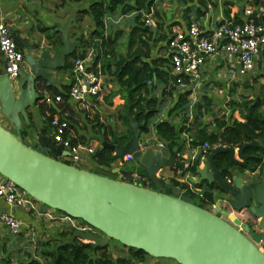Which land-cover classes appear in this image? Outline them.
I'll list each match as a JSON object with an SVG mask.
<instances>
[{
    "label": "water",
    "instance_id": "obj_1",
    "mask_svg": "<svg viewBox=\"0 0 264 264\" xmlns=\"http://www.w3.org/2000/svg\"><path fill=\"white\" fill-rule=\"evenodd\" d=\"M52 4L58 20L48 28L53 37L48 34L51 38L43 46L40 42L30 44L26 39L19 41L25 54L15 83L8 80L0 62V113L17 130L21 120L28 122V110L37 103L42 83L52 87L54 73L63 70L81 47L80 43L68 39V31L81 9ZM53 33L60 35V44L53 42L56 37ZM170 79L175 83V76L170 75ZM42 91L48 93L45 89ZM196 108L197 104L193 110ZM142 126L136 116L129 117L128 138L113 132L109 141L102 139L100 150L109 149L114 160L131 155L152 189L135 185L130 171L120 168L114 169L119 174L115 180L58 161L27 146L2 125L0 176L44 206L81 220L93 229L87 233L75 230L56 249L73 245L76 240L95 247H106L115 241L154 259L172 261L171 264H264V182L251 181L234 169L240 167L253 174L250 157L244 151L248 147L264 151V135L261 144L251 140L235 149L211 148L201 168L194 162L192 174L196 180L191 182L206 183L214 196L220 198L213 204L197 206L161 192L170 187L158 176L161 170L176 168L182 173L186 170L182 162L176 161L178 151L171 146H167L168 158L162 151L149 147L141 150L138 138ZM34 144L57 156H68L55 145L49 130L36 136ZM219 154H227L232 164L227 170L228 176L224 177V169L214 164ZM239 213L241 218L236 216Z\"/></svg>",
    "mask_w": 264,
    "mask_h": 264
},
{
    "label": "trees",
    "instance_id": "obj_2",
    "mask_svg": "<svg viewBox=\"0 0 264 264\" xmlns=\"http://www.w3.org/2000/svg\"><path fill=\"white\" fill-rule=\"evenodd\" d=\"M63 4L66 1L74 3L81 9L76 17L74 28L79 29V24L83 17H89L92 23V29L88 32V36L80 34L75 37V42L80 43V49H77L73 54L74 57L83 58L86 49L91 48L94 51V57L90 67L98 71L104 77L111 79L115 88L111 94L104 98V101L109 104L111 99L118 97L120 103L116 108V119L119 125L125 127L124 132L128 136L129 117L136 116L137 122L142 124L139 134L148 132V124L159 113V108L163 102V96H171V92L175 90L169 83V70L166 63L169 61L167 57V47L161 46L168 38V33H163L164 28L161 10L156 9V0H61ZM183 3L192 2L193 0H182ZM199 1V0H198ZM86 4L82 7L81 4ZM204 6L205 1H200ZM260 0H252V5L261 6ZM200 12V11H199ZM151 14L150 17L154 25L147 27L144 23L143 14ZM119 15L121 17H130L132 24L127 32L121 29H112L114 25L108 22V18ZM159 20H155V18ZM238 21V20H237ZM240 22V21H239ZM258 22L264 24V15L258 19ZM189 25V24H188ZM48 28H41V32L47 31ZM162 33V34H161ZM56 36L53 41L60 44V35L53 33ZM50 39L51 37L48 36ZM123 41V42H122ZM16 44L18 43L15 41ZM18 45V44H17ZM161 46V47H160ZM119 48L123 49V53H119ZM263 62V66H262ZM72 64L68 61L65 70L71 72ZM258 74L253 78L256 83L262 78L264 73V50L260 52V62L258 63ZM42 83L39 90L43 89L52 94L53 97H60L62 102L58 103L60 119L73 124L74 118L69 115L70 104L67 103L69 98V90L71 84L64 86L61 91L55 87H45ZM163 86L160 97H157L155 91L158 86ZM247 88V86H245ZM234 94V90L229 91V96ZM37 105V113L41 117L46 111L45 116L47 124L51 121L58 111L54 110L53 103H47L39 94ZM251 99L246 96L241 98L240 102L231 101L229 106L232 111H236L240 120L231 118L216 117L212 108V100L207 95L201 97V102L198 104L196 111L187 112L189 106L190 92L186 91L178 95L173 107L168 115L178 113L181 115L180 124L174 126L173 123L166 120L156 123L154 126L156 135L160 141H163L172 148L183 149L185 141L181 139L183 133L189 134L191 138L190 146L198 148L204 143L211 146H227L236 147L238 145L257 140L261 142L264 135V95L255 93ZM111 102V101H110ZM111 104V103H110ZM192 116L190 121L189 116ZM205 116H209L211 123L206 124L203 121ZM97 120V119H96ZM28 121L31 117L28 116ZM182 122V124H181ZM97 123V135L101 136L104 141H109L115 129L105 127L102 123ZM184 124V125H183ZM29 126L20 130L17 136L24 144L40 152L41 148L37 145L28 142ZM43 132V131H42ZM110 135L108 137L107 135ZM111 133V134H110ZM117 133V132H116ZM16 136L14 133H12ZM67 137V134L64 138ZM128 138V137H127ZM75 142V140H74ZM59 148V147H58ZM61 149V148H59ZM245 155L250 157L249 165L252 171L258 170L256 178L260 182H264L261 177L264 174V151L257 148L248 147L245 149ZM47 156L54 158L66 164L70 163L58 157L55 152L48 150ZM94 157L97 160V165L102 169H111L114 159L112 152L107 149H97ZM214 164L218 169H224L223 176H228L227 170L232 167L227 154H219L214 158ZM146 185V184H145ZM144 185V186H145ZM176 185V184H174ZM200 186V185H198ZM197 186V187H198ZM175 187V186H174ZM179 189L184 190V200L193 203V199L198 200L197 206H205L213 204L212 188L208 187L203 191L202 197H196V194L189 190L186 185H180ZM72 232H64L57 236L53 244L46 243L39 251L38 257L41 260L32 258L27 254V259L21 264H134L143 263L148 259H154L140 250L125 248L127 253L113 257V254L108 252V246L95 247L91 243H83L76 240L73 245L62 246L56 249V245L63 239H69ZM9 264V263H5Z\"/></svg>",
    "mask_w": 264,
    "mask_h": 264
},
{
    "label": "crops",
    "instance_id": "obj_3",
    "mask_svg": "<svg viewBox=\"0 0 264 264\" xmlns=\"http://www.w3.org/2000/svg\"><path fill=\"white\" fill-rule=\"evenodd\" d=\"M200 1H205L206 5L204 6L202 3H200ZM53 2L57 4L56 7L58 6V4H62L63 7H67V6L72 7L71 2L66 1V4H63L61 0H25V1L0 0V24H4L8 27L11 33L10 34L11 37L14 39V41L18 42L17 43L18 45L16 44L18 50H20L23 54H25V50L22 47V45L19 43L21 39L22 40L26 39L27 42L30 44H33L35 42H40L41 45L43 46L45 45L46 41H49L47 37L48 34L52 36V30L41 32V28L43 27L49 28V26L53 22L58 21L52 10ZM260 2L262 3L260 5L262 6V8H264V0H260ZM249 5L256 7L255 5H252V0L250 1L249 0H199V1L193 0L192 2H188V3H183L182 0H156V9L157 10L163 9V16H162V20H163L162 27L164 28L163 33L164 34L168 33V37L169 35H171V32L173 31L174 28L185 31L186 28L191 23H196L202 31H204L205 33H209L215 30V28L223 21L226 20L231 22L242 21L244 19L243 10ZM45 6H48L49 10H46ZM263 15L264 12L262 13V16ZM125 19H126V26L127 28H129L132 24L131 18L126 17ZM65 20L66 19L61 20V23L63 24ZM74 26L75 24L72 25V27L68 31V39L70 42H75V37H77L74 36L76 35ZM166 42L167 40L163 43L160 42V45L165 46ZM90 50L91 48L86 49L87 52ZM93 57H94V51H93ZM72 59L73 57H71L68 61L71 62ZM0 62L3 64V59L1 54H0ZM255 62H256L255 64L256 66L260 62V56H258ZM262 66H263V62H262ZM70 73L71 72L66 71L65 69L55 72L53 76V80L55 82L53 84V87L61 91V89L64 86H68L70 84L69 82ZM249 74H251V72ZM262 74H264L263 71ZM171 75L175 76L174 74ZM200 76H201V81L199 84V89L196 92V94H194L195 102H193V104H190L191 98L190 97L188 98L189 106L186 110L190 114L191 112H194L193 106L195 104H197L198 106V104L201 102V97L203 95H207L208 97H210V99L212 100V108L214 109L215 106L213 100L214 96L227 92L229 94V91L232 89L234 90V94H233L234 96L235 92L237 91V87L240 86L239 84L240 81L241 80L244 81L247 78V76L241 77L238 78L236 81L229 83L225 70V60L223 56L220 55L205 62L204 67H202L201 69ZM175 77L177 78V76ZM101 80L106 86V89L105 92H103V94L100 97L88 98L87 100H85L83 107L74 104L69 100V98L67 100V103L70 104V110H71L70 112H72L69 113V115H72L74 118L73 124L68 123L69 133H70L69 136L71 138H74L72 139V142L74 143L75 140V143L82 144L83 146L94 147V152H96L97 149H100L102 145V141L104 140L101 136L97 135L96 133L98 132L97 123H96L97 121L102 124L104 123L103 125L105 127L115 129L119 136H122L124 132V129H122L123 127H121L119 124L113 125L112 121H109V123H105L106 119L103 117V115L109 111L111 112L113 111L116 118V108L120 103V99L118 97H114V99H111L110 100L111 102L109 101V104H107L106 106L104 98H107V96L111 94L112 91L115 90V88L111 82V79L104 77L102 75ZM252 82L253 81H251L249 84L247 82H244L245 83L243 85L244 88L245 86H247V89L250 88L251 90H254L255 89L254 85L257 84L259 85L258 86L259 93L261 92V94L264 95V75H262V78L258 79L256 83L254 82L252 83ZM169 83L171 86L175 88V90L171 92V96L169 97L163 96L162 98L163 102L160 105L159 113L148 124V132L139 134V138H138V143L143 145H145L144 139L151 140V143L145 146L147 148L149 147L153 149L154 151H162L163 156H165L166 158L169 157L167 146H171V145L159 140L158 136L156 135L154 126L156 123L163 122L166 120L173 123L174 126L180 124L181 121L180 114L174 113L168 115V113L170 109L173 107L174 102L177 99L178 95L183 93V91H181L178 88V86L171 81L170 77H169ZM162 88L163 86L160 85L157 87V90L155 91L157 97H160ZM251 90L249 91V94L246 96L247 99H251L255 96L254 95L255 93H253ZM52 96L53 95L49 93L48 98L50 99V103H53V107H54L53 109L58 111L56 113L57 116H60L59 109H57L59 104L53 101L54 97L52 100ZM28 111H29L28 116L31 117V121L25 122L24 120H21V127L19 130L16 131V128L1 113H0V125L8 129L11 133H14L16 136L20 130L29 126V130H28L29 134L27 136V140L28 142H31L33 144L36 136H38L40 133H43L42 130L43 131L49 130L52 133V129L50 128L49 124H47L45 121L46 120L45 116L47 111L41 117L37 113V105L31 107ZM231 112L235 114L233 116L236 117L237 115L236 111L231 110ZM216 117L219 118L222 116H218L216 114ZM204 118H208V119L204 120ZM204 118L203 121L206 124L211 123L212 119L209 116ZM231 119L240 120V118H231ZM36 120H39L40 124H38ZM9 126L12 127V130L10 129ZM188 135L183 133L181 137V139L185 141L184 142L185 145L183 149L180 150L179 148L178 149L173 148L174 151L175 150L178 151L176 161L182 162L184 164V169L186 170V173H182L179 169L176 168L173 169L164 168L166 170L163 169L158 173V176L160 178L164 179L166 183L170 184V187L162 189L161 192L182 200H184L185 192L184 190L179 189L180 185H186L189 190L193 191L196 194V197L201 195L200 198L202 197L203 191L207 190L209 187L204 182L200 184V186H198V184H193L191 182V180H194V178L196 180V177H194L192 173L194 170V162H198L197 159H198L199 151L198 148H192L190 146L189 142L191 141V138ZM107 136L110 137L109 133ZM125 140L126 139L124 138L123 142H125ZM158 143L163 144V147L158 148L157 147ZM259 143L261 144V142ZM236 147H234V149ZM40 152L46 155L48 153V149L41 148ZM60 158L63 160L66 159V157L64 156H61ZM131 162L135 163L134 161ZM79 163L82 165V167H78L75 165L76 168L78 169L87 170L89 172L104 177L112 178L115 180L119 179V174L114 172L115 168H120L125 171H130V173L138 172V171L136 172L132 171V168L131 169L125 168L124 165L128 163H125L123 165L124 167L118 166L117 160H114L111 169L109 170L102 169L100 166L97 165V160H95V157L87 154L84 150H80ZM205 164H198V165L201 168ZM237 169L240 170V172L236 171L240 173V176H246L247 179L251 181L257 180L256 175L258 170H255L253 174H250V172H248L246 169L243 170L240 168ZM141 183L144 188L152 189L150 183L146 179L143 178ZM211 192L215 200L214 203L220 200V198H216L214 196V191ZM4 212L11 213L17 220L21 222L22 225H21L20 233L16 236H13L10 234L8 229L0 222V264H5V263L21 264L23 261L27 259V254L32 256V258L41 260L39 259L38 254L46 243L53 244L54 241L57 239V236L61 233L64 232L73 233V230L71 229L69 222L65 220L66 217L65 214L60 213L57 210L50 209L37 201L34 202L32 208L27 206L20 209H10L6 206L4 200L0 198V214ZM236 216L242 217V213H239ZM115 251L117 254L113 253V257L125 255V253H127L126 249L119 250L118 248H115ZM158 262L159 263L153 262V264L155 263L171 264L172 261L166 262L164 260L163 261L159 260ZM134 264H152V261L148 259L143 263L135 262Z\"/></svg>",
    "mask_w": 264,
    "mask_h": 264
},
{
    "label": "built area",
    "instance_id": "obj_4",
    "mask_svg": "<svg viewBox=\"0 0 264 264\" xmlns=\"http://www.w3.org/2000/svg\"><path fill=\"white\" fill-rule=\"evenodd\" d=\"M263 12L264 8L262 6L253 7L249 5L243 10L244 19L242 21H223L215 30L209 33L202 31L196 23H191L185 31L173 29L166 42L169 60L166 63V67L170 75L174 74L177 76L175 85L183 92H190V104L195 102L194 94L199 89L201 69L206 61L219 55L223 56L229 83L245 77L253 71L255 60L264 48V24L258 22ZM150 15L143 14L144 23L147 27L154 25ZM10 34L8 27L0 24L2 71L10 82H15L18 80L20 70L23 67L24 54L18 50ZM92 59L93 50L91 49L88 52L86 51L83 58L74 57L71 61L69 100L81 107L84 106L85 100L100 97L106 89L101 80V73L90 67ZM41 94H44L42 99L50 103L49 94L44 91ZM54 102L61 103L62 100L57 96L54 98ZM47 115L48 113L46 112ZM191 117L190 115L189 118ZM49 126L52 129L55 145L68 153L65 160L70 165L75 166L79 163L80 150H84L87 154L94 156V147L72 142L74 138L69 136V124L67 121L54 115L49 122ZM66 134L67 137L64 138ZM144 142L147 145L151 143V140L144 139ZM145 145L139 144L140 149L144 150L147 148ZM218 146L204 143L198 147V163L205 164L210 149ZM157 147L162 148L163 144L158 143ZM131 161H133L132 156L126 155L122 159H117V165H124ZM0 178V198L4 200L8 208L33 207L36 200L28 195L26 191L17 187L13 182L4 181L1 176ZM131 178L135 185L143 187L141 183L143 177L140 173H131ZM65 220L69 222L73 232L75 230L85 233L93 232V229L85 223L68 216L65 217ZM0 222L8 229L11 235L16 236L20 233L22 224L11 213L4 212L0 214ZM80 242L85 243L84 241Z\"/></svg>",
    "mask_w": 264,
    "mask_h": 264
},
{
    "label": "rangeland",
    "instance_id": "obj_5",
    "mask_svg": "<svg viewBox=\"0 0 264 264\" xmlns=\"http://www.w3.org/2000/svg\"><path fill=\"white\" fill-rule=\"evenodd\" d=\"M25 1V0H24ZM163 2V1H162ZM161 2V3H162ZM86 4L87 3H84V4H81L82 7H86ZM46 7V10H49V7L48 6H45ZM162 8V7H161ZM161 12L163 13V9H161ZM126 17H121L119 15H114L110 18H108V22H112V24L114 25V27L112 29H121V30H124V32H127L128 31V28L126 26ZM155 20H159L158 18L154 17ZM79 29L76 30L75 28V32H76V35L74 36H78L79 34H82L84 35V37H87L88 36V32L92 29V23L89 19V17H83V20L82 22L79 24ZM119 53H123V49L119 48ZM260 56V55H259ZM256 62L254 63V69L253 71L251 72V74H249L247 76V78L244 80V81H240V86L237 87V91L235 92V95L233 96H229L228 95V92L227 93H223V94H220V95H217V96H214L213 97V100H214V103H215V106H214V112L215 114H217L218 116H225L226 118H239L238 117V114L235 116V114H233L231 112V107L229 106V102L231 101H237V102H240L241 101V98L244 97V96H247L249 94V91L251 90L250 88H244V82H247L248 84L253 80V77L256 76L258 74V64L255 66ZM71 78V73H70V76H69V79ZM243 82V83H242ZM253 83V82H252ZM258 86L257 84L254 85L255 89L254 90H251L253 93H258L259 92V89H258ZM106 103V106H107V102ZM103 117L106 119V122L105 123H109V121H112L113 122V125H117L119 124L117 121H116V118H115V115H114V112L112 111H109L107 112L106 114L103 115ZM207 117V116H205ZM191 119V118H190ZM207 120L208 118H204V120ZM38 122V124H40V121L39 120H36ZM104 124V123H103ZM121 126V125H120ZM10 129L12 130V127L9 126ZM123 127V126H121ZM122 129L125 130V127H123ZM17 131V129H16ZM124 135H126L125 132H123ZM128 137V136H127ZM126 137V138H127ZM35 138V137H34ZM76 166L78 167H82V165L80 163L76 164ZM125 168H132V171H138L141 173V169L138 167V165H136V163H133V162H130L128 164H125L124 165ZM123 166V167H124ZM166 170V169H164ZM262 179L264 180V174L262 175ZM194 204H198V200H195L193 199L192 200ZM79 222H82L81 220H77ZM86 243V242H85ZM115 248H118L119 250H125V248H123L120 244H118L117 242L115 241H110L109 245H108V252H110L111 254L113 253H116L115 251ZM117 254V253H116ZM152 261V264L153 262H157L159 263L158 261L159 260H164V261H168L167 259H150ZM155 263V264H157Z\"/></svg>",
    "mask_w": 264,
    "mask_h": 264
},
{
    "label": "flooded vegetation",
    "instance_id": "obj_6",
    "mask_svg": "<svg viewBox=\"0 0 264 264\" xmlns=\"http://www.w3.org/2000/svg\"><path fill=\"white\" fill-rule=\"evenodd\" d=\"M73 5H74V6H73ZM72 7H73V8H78V7H77V5H76V4H74V3H72ZM77 16H78V15H77ZM244 152H245V151H244ZM244 155H245V153H244ZM246 156H247V155H246ZM118 166H119V165H118ZM120 166H123V164H122V165H120ZM239 168H240V167H239ZM240 169H242V168H240ZM235 170L240 172V170H239V169H237V168H235ZM242 170H243V169H242ZM242 172H243V171H242ZM242 172H241V173H242ZM255 181H257V180H255ZM259 246H261V245H259Z\"/></svg>",
    "mask_w": 264,
    "mask_h": 264
},
{
    "label": "clouds",
    "instance_id": "obj_7",
    "mask_svg": "<svg viewBox=\"0 0 264 264\" xmlns=\"http://www.w3.org/2000/svg\"><path fill=\"white\" fill-rule=\"evenodd\" d=\"M49 94V93H48ZM54 101V100H53Z\"/></svg>",
    "mask_w": 264,
    "mask_h": 264
}]
</instances>
